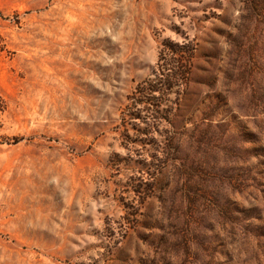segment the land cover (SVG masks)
I'll return each mask as SVG.
<instances>
[{
	"label": "rangeland",
	"instance_id": "rangeland-1",
	"mask_svg": "<svg viewBox=\"0 0 264 264\" xmlns=\"http://www.w3.org/2000/svg\"><path fill=\"white\" fill-rule=\"evenodd\" d=\"M165 38L190 81L140 134ZM0 95V264H264V0H0Z\"/></svg>",
	"mask_w": 264,
	"mask_h": 264
},
{
	"label": "trees",
	"instance_id": "trees-1",
	"mask_svg": "<svg viewBox=\"0 0 264 264\" xmlns=\"http://www.w3.org/2000/svg\"><path fill=\"white\" fill-rule=\"evenodd\" d=\"M196 47L191 40L181 42L173 41L165 38L161 41V47L158 58L152 68V76L146 77L138 82L134 89L127 95V103L122 109L121 119L137 120L138 122H146V127H138L136 131L140 134L150 133L151 129L163 120L171 121L172 116L176 113L173 110L180 107V101L184 91L190 81V75L193 67V57L195 56ZM174 92L175 95L171 99V104L162 107L166 96ZM6 110V103L0 95V115ZM150 121V122H149ZM183 125L176 129L177 136L182 134ZM0 135V144L8 142V138ZM170 138V137H169ZM13 139L12 142H16ZM135 140L122 133V146L128 151L130 144ZM163 156L158 158L161 166L167 165L168 161H177L181 164L183 157L180 154L178 137L174 145L168 146L163 150ZM146 167V165H145ZM153 177V173H150ZM147 189L152 187V183L145 185Z\"/></svg>",
	"mask_w": 264,
	"mask_h": 264
}]
</instances>
